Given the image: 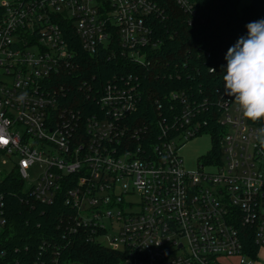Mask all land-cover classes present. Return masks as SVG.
<instances>
[{"label":"built area","instance_id":"1","mask_svg":"<svg viewBox=\"0 0 264 264\" xmlns=\"http://www.w3.org/2000/svg\"><path fill=\"white\" fill-rule=\"evenodd\" d=\"M160 1L0 4V160L11 166L0 180L16 172L36 201L62 197L78 227L123 252L111 264H225L232 258L257 264L264 248V147L257 135L264 122L246 119L232 97L221 98L220 154H207L197 169H188L182 147L197 135L211 137L207 99L174 91L170 122L163 117L133 126L141 104L135 76L102 84L98 109L86 117L66 109L51 86L73 64L77 44L92 56L146 61L148 50L161 43L154 28L155 18L165 15ZM174 3L195 10L193 0ZM21 93H27L23 102L17 100ZM35 165L41 172L29 181ZM134 194L139 202L128 199ZM2 202L0 191V231L7 225ZM114 221L117 235L102 242ZM244 228L259 247L257 259Z\"/></svg>","mask_w":264,"mask_h":264},{"label":"trees","instance_id":"2","mask_svg":"<svg viewBox=\"0 0 264 264\" xmlns=\"http://www.w3.org/2000/svg\"><path fill=\"white\" fill-rule=\"evenodd\" d=\"M192 13L179 9L174 0H161L165 15L155 18L158 47L148 50L146 61L136 63L121 54L92 56L77 48L73 64L58 75L52 87L59 90L62 105L86 117L98 109L96 95L114 76L139 80L141 104L133 126L172 119L170 94L186 92L210 104L205 114L213 150L220 154L218 106L225 98V55L237 39L247 35L246 25L264 19V0H249L242 10L240 0H193ZM4 10L0 6V20ZM214 68V71H211ZM160 105V106H159ZM2 214L7 225L0 231V264H111L123 252L97 242L89 231L78 227L72 208L62 197L52 204L36 201L24 190L16 172L0 180ZM70 227H77L76 231ZM245 229V228H244ZM245 244L257 257L259 247L248 229Z\"/></svg>","mask_w":264,"mask_h":264},{"label":"clouds","instance_id":"3","mask_svg":"<svg viewBox=\"0 0 264 264\" xmlns=\"http://www.w3.org/2000/svg\"><path fill=\"white\" fill-rule=\"evenodd\" d=\"M246 28L247 35L239 37L225 55L224 93L235 100L246 119L264 122V19ZM26 96L21 93L17 100L23 102ZM257 140L264 147V126Z\"/></svg>","mask_w":264,"mask_h":264},{"label":"rangeland","instance_id":"4","mask_svg":"<svg viewBox=\"0 0 264 264\" xmlns=\"http://www.w3.org/2000/svg\"><path fill=\"white\" fill-rule=\"evenodd\" d=\"M6 0H0V4ZM249 0H240L239 9L242 10L243 6L247 4ZM213 142L212 138L209 134L203 133L201 135H197L194 138L188 140L185 145L180 150V153L183 157L184 164L188 169H197L199 164L201 163V158L208 154V152L212 149ZM10 164H2L0 160V170L2 173H0V177L4 175L6 172L10 170ZM41 172V167L39 165H35L29 169V181H32L36 179L38 174ZM129 200H132L134 202H139V196L137 194H134L130 197H128ZM137 205L130 206V209H136ZM108 234L103 239H100L102 242L107 243V239L114 238L119 229L120 225L118 222L114 221L113 226H111L110 223H108ZM259 261L257 264H264V248H262L259 252ZM225 264H238L237 258L232 259H224L223 260Z\"/></svg>","mask_w":264,"mask_h":264}]
</instances>
